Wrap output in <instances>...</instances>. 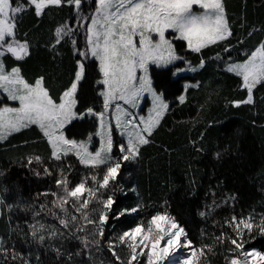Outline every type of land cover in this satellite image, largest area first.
Wrapping results in <instances>:
<instances>
[{"label":"snow or ice","instance_id":"obj_1","mask_svg":"<svg viewBox=\"0 0 264 264\" xmlns=\"http://www.w3.org/2000/svg\"><path fill=\"white\" fill-rule=\"evenodd\" d=\"M247 8L248 0L239 13L228 0H0V264H53L49 255L54 264H264V250L249 247L264 237V202L238 208L239 195L218 182L196 212L205 226L193 231L166 192L142 193L132 167L150 147L169 152L157 138L176 125L187 126L194 153L209 151L215 122L197 131L220 96L197 76L209 63L240 93L225 106L248 109L264 127V21H250ZM40 48L49 63L29 74ZM185 106L195 114L172 117ZM213 151L222 161L238 148ZM13 167L46 186L26 200L9 179ZM190 184L195 195V176Z\"/></svg>","mask_w":264,"mask_h":264},{"label":"trees","instance_id":"obj_2","mask_svg":"<svg viewBox=\"0 0 264 264\" xmlns=\"http://www.w3.org/2000/svg\"><path fill=\"white\" fill-rule=\"evenodd\" d=\"M241 3L242 0H228L230 10L237 13L241 10ZM247 11L250 21H264V4L261 3V0H248ZM33 23L34 18L26 16L22 27L29 28ZM46 27L47 25L44 30L38 33V38L46 37ZM48 63L47 52L40 48L36 53V58L27 66L26 71L31 74L39 65ZM70 67V60L65 54L61 71L66 73ZM197 76L204 84L208 85L209 92L215 89L220 93L216 101L205 110L197 129L198 131L203 128L206 122H215L206 133L209 151L202 155L194 153L188 146L187 126L176 125L171 132L165 128L157 138V145L169 148V152L163 151L161 147H150L145 152L142 164L139 167L132 166L135 169V180L142 193L155 197L166 192L173 201L174 210L188 221L193 231L205 226L196 212L206 190L218 182H222L225 191L239 195L238 208L243 207L247 210L249 206H252L259 210L264 202V176L260 175L261 170H264V127L259 126V118L254 117L248 109L225 106L227 99L240 95L236 90L235 81L231 77L220 73L212 63H209L206 69ZM166 79V77H160L158 82ZM183 83V80L172 81L169 85L170 90H179ZM197 99L203 101L204 96L198 95ZM194 114V107L185 106L183 110L178 109L173 113L172 117L177 120H187ZM254 119L257 120L255 126L252 123ZM195 134V132L192 133V135ZM227 144H232L234 148H238V151H234L222 161H217L214 158L213 150L217 145L223 147ZM0 165L7 166V159L2 152H0ZM192 176H195L198 185L195 195L192 194L193 186L190 184ZM9 179L20 184L26 200L46 186L45 181L26 174L19 167H13ZM121 199L130 202L126 198L122 197ZM220 211L221 215L226 214L223 209ZM20 217L23 220L25 214L21 212ZM3 230L4 225L0 224V231ZM74 246L75 242L68 245L69 248ZM252 246L264 250V237H256L255 241L249 244V247ZM18 247L22 251L28 250L19 242ZM44 258L52 259L54 264V257L51 255Z\"/></svg>","mask_w":264,"mask_h":264},{"label":"rangeland","instance_id":"obj_3","mask_svg":"<svg viewBox=\"0 0 264 264\" xmlns=\"http://www.w3.org/2000/svg\"><path fill=\"white\" fill-rule=\"evenodd\" d=\"M187 75H192V74H187Z\"/></svg>","mask_w":264,"mask_h":264}]
</instances>
